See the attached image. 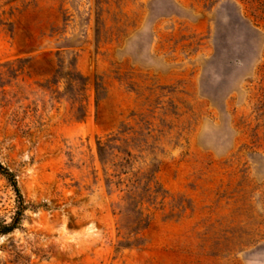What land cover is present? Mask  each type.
I'll list each match as a JSON object with an SVG mask.
<instances>
[{
	"label": "rangeland",
	"instance_id": "1",
	"mask_svg": "<svg viewBox=\"0 0 264 264\" xmlns=\"http://www.w3.org/2000/svg\"><path fill=\"white\" fill-rule=\"evenodd\" d=\"M0 162V264H264V0H0Z\"/></svg>",
	"mask_w": 264,
	"mask_h": 264
},
{
	"label": "trees",
	"instance_id": "2",
	"mask_svg": "<svg viewBox=\"0 0 264 264\" xmlns=\"http://www.w3.org/2000/svg\"><path fill=\"white\" fill-rule=\"evenodd\" d=\"M70 77V81L73 83H78L80 82L79 80L73 79L74 77L69 75ZM96 90H97V95H99L100 90L103 89L102 86L99 83H96ZM84 86H86V83H84ZM98 102V99H97ZM110 142L111 139H107L106 141H100L99 142V155H100V159L101 162L104 166H106L108 164V161L105 159V151H107V149L110 147ZM127 156H131L132 152L131 151H127L126 152ZM127 163H129V159L126 160ZM0 173L3 174L8 181L11 183V185L14 187V190L16 192L17 195V200H16V211H15V216L13 219L12 223H6L5 221H0V234H6L9 233L11 231H13L14 229L18 228V226L21 224L22 220L24 219L25 216V212L27 210V208L29 207L28 204H26L25 199L23 197V194L18 186V182L16 180V175L14 174V172L10 171L9 168L5 167L1 162H0ZM113 177L119 176V174L113 175V174H109V178H108V183L109 184H113ZM150 185V184H149ZM151 187L148 186V189H150ZM155 193L158 194L159 191L155 190ZM150 224V220H148L145 223L144 227H148ZM140 226V223L139 225Z\"/></svg>",
	"mask_w": 264,
	"mask_h": 264
}]
</instances>
